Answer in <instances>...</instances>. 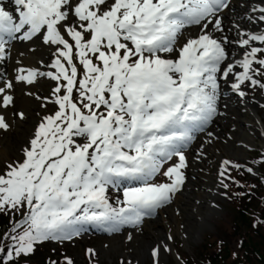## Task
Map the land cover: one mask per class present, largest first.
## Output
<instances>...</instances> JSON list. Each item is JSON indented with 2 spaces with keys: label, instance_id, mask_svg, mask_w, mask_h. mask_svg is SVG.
<instances>
[{
  "label": "snow or ice",
  "instance_id": "snow-or-ice-1",
  "mask_svg": "<svg viewBox=\"0 0 264 264\" xmlns=\"http://www.w3.org/2000/svg\"><path fill=\"white\" fill-rule=\"evenodd\" d=\"M240 8L235 0H0V133L28 120L22 97L38 117L22 149L0 157V217H9L0 264H31L45 242L89 228H128L131 242L174 204L189 146L198 133L213 136L225 87L241 101L264 93V0ZM38 41L47 59L37 57ZM232 169L259 175L225 159V196L239 184ZM172 251L164 240L149 245L153 264Z\"/></svg>",
  "mask_w": 264,
  "mask_h": 264
},
{
  "label": "rangeland",
  "instance_id": "rangeland-1",
  "mask_svg": "<svg viewBox=\"0 0 264 264\" xmlns=\"http://www.w3.org/2000/svg\"><path fill=\"white\" fill-rule=\"evenodd\" d=\"M248 97L258 98V105L256 108L264 123V93H249ZM236 99L235 102L239 101V98ZM222 101L228 102L229 100L223 98ZM235 102L234 105H229V107H227L229 115L224 119L225 126L223 127L224 129L221 131V134L213 135L205 143L203 141L202 133H200L192 141L190 148L194 153H199L201 158L200 161H197L198 163L196 165L192 166L195 171V180L199 183L206 182L207 180L216 182L217 189L215 192V204L217 208L210 217L206 218V221L201 222V219L197 216L196 218L193 217L189 222L183 223L182 229L185 234L174 230L172 232V236L175 237L173 241H167L166 237V242L171 246L173 251L172 253H163L160 258V264H176L178 262L177 256L180 259H189L190 263L194 261L196 262L198 259L197 254L203 241L216 238L217 232H220V229H227L232 224L234 213L230 198L231 196L228 189L227 196L224 195L225 189L222 187L220 183L221 177L218 175L221 170L222 162L225 159L236 164H245L248 166L255 165L256 170L260 172L258 161L254 155H257L258 153L260 154L264 151V145L257 137L253 139V145H248L244 148L245 153L242 154L241 157H234L227 151L228 146L237 145V135L239 130H241V126L238 123V120L241 118L240 109ZM219 117H221V115L214 119L208 130H212L213 127H215L217 121H219ZM37 119L38 117L36 116V110L34 108L32 109L31 118L28 117L26 122H22L21 127L22 129L25 128V132L21 131V134H16L13 146L10 149H7L0 157L10 159L22 149L26 140L29 138V132L32 125ZM255 135L258 134L255 133ZM5 137L6 134L0 133V146ZM235 170L236 169H232L231 173ZM186 176L187 185L189 178V163L186 170ZM249 176L250 178L254 177L251 175ZM164 179V177L159 175L154 182H163ZM224 182L228 183L229 181ZM203 189L204 185L201 189H198V186H196L194 191L202 193ZM110 195H112L114 199L116 193L111 192ZM195 204L202 207V204L204 203L201 199H195ZM130 230L131 229L128 228H122L121 231L110 235H80L72 241H65L63 243L51 241L45 242L43 246L39 248V252L42 256L49 255L51 259H59V262H64V264V255L70 257L74 264H122V261H128L129 259L133 260V264H136V261H139V264H153L149 255V245L154 243H145L144 247H139L141 245L140 243L138 244V242H140L139 237H136L135 240L131 242L127 240L128 235L125 233ZM116 241L119 242V246L112 247L111 243ZM133 246L138 247V249L146 250L142 258L139 259L133 256V253L135 252V249L132 248ZM238 247V241L234 240L232 242L233 250L238 252ZM53 249H55V252H53ZM88 249H94L96 255L90 257V254L87 251ZM31 261H33V259Z\"/></svg>",
  "mask_w": 264,
  "mask_h": 264
},
{
  "label": "bare ground",
  "instance_id": "bare-ground-1",
  "mask_svg": "<svg viewBox=\"0 0 264 264\" xmlns=\"http://www.w3.org/2000/svg\"><path fill=\"white\" fill-rule=\"evenodd\" d=\"M240 3L241 0H235L236 12L241 11ZM190 33L194 34L195 29H190L185 33V36ZM34 48L37 57L43 56L45 59L48 58L49 50L39 41L34 45ZM235 97L238 98L237 96H233L232 92L225 87L222 99L225 98L229 101L226 102L221 100L220 110L222 115L221 117H219V121H217L215 127H213L212 130H209L213 132V135L221 134V131L224 129V119L229 115V113L227 112V107H229V105H234L235 100H237ZM20 103L21 106L28 111V117L31 118L32 109H34L33 105L23 97L21 98ZM235 104H237L240 109L241 118L238 120V123L241 126V130H239V133L237 135V145L228 146L227 151L234 157H241L242 154L245 153L244 148L248 145L254 144L253 139L255 137H257L264 145V123L256 108V106L258 105V98L248 97L247 100H239L236 101ZM21 126L22 122L19 123L18 127H15L13 129L11 134H7L0 146V156H2L7 149H10L13 146L15 142L14 137L16 136V134H21V131L25 132V128L22 129ZM255 133H257L258 135H255ZM202 136L205 143L210 139V137L207 136L206 132L202 133ZM200 160V156L198 157V155L194 153V151L189 149V178L187 185L183 190V193L176 198L174 204L171 207L160 211L158 216L146 220L142 233H133L134 240L136 237L140 238H138L140 240L138 244H141L139 247H144L145 243H155L159 240L166 241V237L172 235V232L174 230L180 233H184V230L182 229L183 223H187L192 220L193 217L196 218L197 216L201 219V222L206 221V218L210 217L211 214L216 210L217 207H211V205L215 204V192L217 189L216 182L207 180L206 182L204 181L203 183H199L197 180H195V171L192 166L196 165L198 163L197 161ZM203 185L204 189L202 193L199 191H194V188L196 186H198V189H201ZM195 199H201L203 201L204 204H202V207L195 204ZM130 231L125 234L128 235ZM111 246L118 247L119 242L116 241L114 243H111ZM132 248L135 249L133 256L139 259L142 258L146 251L144 249H138V247L135 246H133Z\"/></svg>",
  "mask_w": 264,
  "mask_h": 264
},
{
  "label": "trees",
  "instance_id": "trees-1",
  "mask_svg": "<svg viewBox=\"0 0 264 264\" xmlns=\"http://www.w3.org/2000/svg\"><path fill=\"white\" fill-rule=\"evenodd\" d=\"M257 157L260 159V155ZM259 168L260 174L255 178L242 170L232 173L239 181L228 188L234 213L232 224L220 229L216 238L203 241L196 262L182 258L184 264H264V166L259 164ZM250 185H256L255 189L248 187ZM241 192L245 195H239ZM8 224L9 217H0V232L6 230ZM234 240L239 243L238 252L232 248ZM39 250L31 264H48L51 257L42 256Z\"/></svg>",
  "mask_w": 264,
  "mask_h": 264
}]
</instances>
